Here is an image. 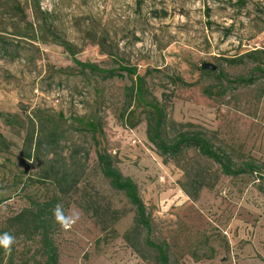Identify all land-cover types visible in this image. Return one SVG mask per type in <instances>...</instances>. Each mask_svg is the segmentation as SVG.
Wrapping results in <instances>:
<instances>
[{
    "label": "rangeland",
    "instance_id": "1",
    "mask_svg": "<svg viewBox=\"0 0 264 264\" xmlns=\"http://www.w3.org/2000/svg\"><path fill=\"white\" fill-rule=\"evenodd\" d=\"M38 5L72 54L46 34ZM257 50L264 51V0H0V112L15 117L9 126L0 120L11 146L0 153V233L16 238L7 262L45 263L38 238L17 234L10 219L31 201L56 196L66 214L79 213L75 224L53 232L60 264H161L149 240L165 249L169 264H234L256 236L264 264L258 173L224 176L193 149L176 160L161 156L147 133L151 109L127 91L135 77L105 79L74 61L135 67L145 77L146 102L165 112L166 142L199 131L236 165L254 164L264 175V78L228 82L264 67V54L235 62ZM33 119L35 153L24 148ZM104 151L138 185L150 233L103 176ZM200 183L210 187L197 194ZM245 224L248 236H232L230 228Z\"/></svg>",
    "mask_w": 264,
    "mask_h": 264
},
{
    "label": "trees",
    "instance_id": "2",
    "mask_svg": "<svg viewBox=\"0 0 264 264\" xmlns=\"http://www.w3.org/2000/svg\"><path fill=\"white\" fill-rule=\"evenodd\" d=\"M239 3L244 4V0H239ZM15 8L20 10V5H17ZM35 9L37 10L36 13L41 18L40 20L43 24V29L46 31V34L53 41L61 43L67 49V51L72 54L71 47L67 44V42L58 36L50 26L48 27V13L42 11L39 5ZM259 54H264V51L257 50L251 55L248 54V56H242L239 58V60H235V62L243 61V59L246 57H254L255 55ZM74 61L75 64L82 70H88L91 73H98L103 75L105 79H125L128 76L135 77V87L131 89L129 88L127 91H132L144 106L151 109V113L155 122L154 124H149L147 133L149 140L157 147L161 156L165 157L166 159L176 160L182 156L185 151L193 149L202 157L216 163L224 176L237 177L251 173H258L259 177L264 180V175L259 172L258 168L254 164L245 163L243 166L236 165L232 160V157L227 152L214 148L206 134L199 131L188 133L181 132L173 142H166L162 137L161 130L163 122L166 119L165 112L158 104H149L146 102L144 92L145 77L140 76L135 67L129 65H120L117 69L106 70L95 64H83L77 60ZM258 75L259 77L264 78V67L257 66L254 68L249 78L239 77L233 81L228 79V82L238 86H249L255 84L258 79ZM179 80L184 83L185 86H191V84H187L181 78H179ZM9 119H15V117L0 112V120H2L5 125L9 126L12 124ZM36 129V120H30L29 126L26 129L24 141L25 149L29 146L35 147L33 149L34 153L36 152L37 144L39 142L38 140L34 139ZM91 129L92 131L96 132L95 129ZM0 147V153L10 152L11 146L7 143L4 135L1 132ZM28 157L31 158V154H29ZM98 164L103 176L109 180L112 189L118 193H122L127 198L129 203L136 209V226L144 228L150 233L152 230V221L140 196L138 185L133 181V179L125 177L121 173V171L115 166V160L110 153L106 151L99 152ZM204 187L208 188L210 186L205 183H200L196 193L198 194L199 190ZM56 204V196L44 203L31 201L25 210L21 211L10 219V228L15 230L17 234L23 235L30 240L38 238L43 255L46 259L44 264H60L59 252L53 238V232H55L60 227V224L57 223L54 218L53 210L55 209ZM147 244L157 250L161 264H169L167 253L161 245L154 244L150 240L147 241ZM8 253V250L0 248V264H15L12 260L7 262Z\"/></svg>",
    "mask_w": 264,
    "mask_h": 264
},
{
    "label": "crops",
    "instance_id": "3",
    "mask_svg": "<svg viewBox=\"0 0 264 264\" xmlns=\"http://www.w3.org/2000/svg\"><path fill=\"white\" fill-rule=\"evenodd\" d=\"M243 217L244 216H242V218ZM259 217H261V223H264V220H263L264 216L261 214ZM237 219H238V217L235 216L234 222H236ZM248 226L249 225H247V224L242 225V226H235L234 229L230 228L229 231H230V233L233 234L232 236H234V234H237V236L240 239H242V234L244 237L248 236V234H249V232L247 230ZM259 231H261L262 233L264 232V230L261 229L260 227L258 229V232ZM256 237H257L256 239L259 242L257 240H255L252 245H246L245 244L243 246L242 250H240V252L238 254L239 257L233 258L234 264H237V263H239V264H259V260L257 259L258 256H257L256 252L259 254L261 251L260 241L262 238H258V236H256ZM251 239H250V241H251Z\"/></svg>",
    "mask_w": 264,
    "mask_h": 264
},
{
    "label": "clouds",
    "instance_id": "4",
    "mask_svg": "<svg viewBox=\"0 0 264 264\" xmlns=\"http://www.w3.org/2000/svg\"><path fill=\"white\" fill-rule=\"evenodd\" d=\"M54 212V218L63 228H68L75 224L79 219V213L73 212L71 215L66 214L62 204H57ZM15 237L9 232L0 233V248L10 250L12 245L15 243Z\"/></svg>",
    "mask_w": 264,
    "mask_h": 264
},
{
    "label": "water",
    "instance_id": "5",
    "mask_svg": "<svg viewBox=\"0 0 264 264\" xmlns=\"http://www.w3.org/2000/svg\"><path fill=\"white\" fill-rule=\"evenodd\" d=\"M204 68L207 69V70H212V71H216L217 68L211 64H205L204 65Z\"/></svg>",
    "mask_w": 264,
    "mask_h": 264
},
{
    "label": "built area",
    "instance_id": "6",
    "mask_svg": "<svg viewBox=\"0 0 264 264\" xmlns=\"http://www.w3.org/2000/svg\"><path fill=\"white\" fill-rule=\"evenodd\" d=\"M136 143V142H135Z\"/></svg>",
    "mask_w": 264,
    "mask_h": 264
}]
</instances>
